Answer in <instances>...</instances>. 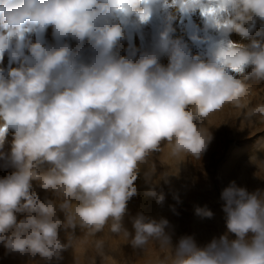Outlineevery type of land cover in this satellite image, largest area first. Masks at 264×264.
Masks as SVG:
<instances>
[{"label":"clouds","instance_id":"clouds-1","mask_svg":"<svg viewBox=\"0 0 264 264\" xmlns=\"http://www.w3.org/2000/svg\"><path fill=\"white\" fill-rule=\"evenodd\" d=\"M160 3L0 0V63L7 53L9 65H18L7 72L0 67V148L12 130L10 161L17 169L0 180V242L9 251L59 260L71 245L61 242L60 229L79 226L98 233L110 221L112 232L129 237L122 221L137 193L139 165L160 150L162 141L173 157L198 158L211 135L196 121L227 104L241 105L249 92L247 81L264 80L260 40L220 48L205 61L192 56L182 40L170 38L176 13L197 7L206 29L225 37L235 32L248 38L255 32L264 38V0H163V7L173 11L158 33V51L142 52L138 59L135 50L118 56L114 49L126 29L147 23ZM229 10L231 15H224ZM49 27L55 43L43 39ZM68 40L76 42L75 50ZM160 54H167V67L158 62ZM248 67L251 71L245 72ZM256 115L264 116V104L248 112ZM45 163L46 171L41 168ZM32 181L61 202L42 201L31 191ZM145 195L163 201L154 190ZM221 196L227 228L237 239L225 235L198 247L192 237H182L173 251L165 232L168 221L141 213L132 220V246L142 249L157 241L171 252L167 264H264V193H249L232 182ZM17 212L27 215L17 222ZM196 214L213 215L199 207ZM96 247L102 249L103 241Z\"/></svg>","mask_w":264,"mask_h":264},{"label":"rangeland","instance_id":"rangeland-1","mask_svg":"<svg viewBox=\"0 0 264 264\" xmlns=\"http://www.w3.org/2000/svg\"><path fill=\"white\" fill-rule=\"evenodd\" d=\"M207 3V0H201ZM173 9H165L163 0L155 7L151 19L139 27L129 26L125 38L120 41L114 52L118 56L130 55L135 50V59L145 51L158 49V33L167 26V14ZM224 15H231L230 10ZM206 18L197 7L187 13H176V19L171 22L173 31L171 39H180L187 44L191 55H199L207 61L213 52L220 48H229L236 45L247 46L252 39L264 43V38L252 36L245 38L238 33L223 36L214 28H205ZM261 21L257 18L256 30L260 29ZM197 39L193 40L191 37ZM33 42L36 36H31ZM47 43H55L51 27L43 36ZM75 50L76 42L68 40ZM87 39L84 47L87 48ZM25 54L29 55L27 49ZM163 67L169 64L167 54H160L158 61ZM18 67L17 64L9 65V57L4 54L0 67L6 72L8 67ZM251 71V67L245 72ZM237 78L239 77V74ZM250 85L247 97L241 105L227 104L221 110L210 114L204 120H197L198 126L208 130L211 140L206 151L198 158L188 156L173 157L170 145L162 141L160 150L150 153L139 165V171L134 184L137 193L127 202L123 225L131 234L126 237L123 233L111 231V221L101 232L93 233L88 229L75 230L60 229L58 236L62 243L71 241V245L61 253L57 260L53 257L45 260L39 254H21L9 251L3 242H0V264H167L171 256L169 249L162 248L157 241H149L142 249L134 248L131 244L134 228L132 220L138 214L159 221L166 219L168 226L166 234L170 236L171 248L174 251L182 237H192L198 247H204L213 238L219 239L227 236L231 240L237 239L234 233L227 228V214L223 210L226 202L222 199V192L232 182L239 188L246 189L249 193L260 191L264 193V116L249 117L248 112L258 104H264V80L249 79ZM14 140L13 131L6 136L3 148H0V180L11 175L17 169L11 164V148ZM49 165L41 166L46 171ZM149 190H154L157 195H163V201L158 203L154 196L145 195ZM43 201L48 199L59 201L52 192L39 187L32 181V189ZM207 208L213 215L211 218L196 214V208ZM17 222L24 219L26 212L15 213ZM57 216L64 220L62 211H57ZM13 229L9 230V235ZM252 236L248 234V239ZM97 241H103V248L97 249Z\"/></svg>","mask_w":264,"mask_h":264},{"label":"snow or ice","instance_id":"snow-or-ice-1","mask_svg":"<svg viewBox=\"0 0 264 264\" xmlns=\"http://www.w3.org/2000/svg\"><path fill=\"white\" fill-rule=\"evenodd\" d=\"M214 11V10H213ZM207 14V13H206Z\"/></svg>","mask_w":264,"mask_h":264}]
</instances>
